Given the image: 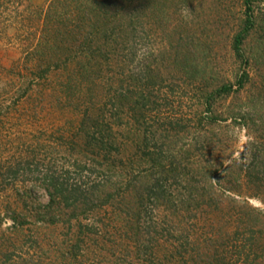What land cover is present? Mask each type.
Listing matches in <instances>:
<instances>
[{
    "label": "trees",
    "instance_id": "trees-1",
    "mask_svg": "<svg viewBox=\"0 0 264 264\" xmlns=\"http://www.w3.org/2000/svg\"><path fill=\"white\" fill-rule=\"evenodd\" d=\"M12 1H16L17 13L22 0L4 3ZM179 1L185 0H47L45 6L33 9L26 5L28 15L19 13L21 19L38 23L37 41L29 52L35 58L34 76L60 72L55 83L64 100L58 98V104L74 115L45 139L40 136L34 141L38 149L46 143L61 151L67 163L63 172L53 170L50 164L42 171L47 202L25 192H17L13 204L1 202L0 264H93L94 258L106 264H191L194 255L189 240H180L177 246L156 213L163 211L164 222L169 225L177 220L180 226L185 218H197L198 212L204 218L203 206L218 208L220 197L226 196L223 189L238 191L241 182L262 185L264 177L259 175L255 160L244 168L242 164L224 165L219 158L207 162L206 149L197 144L200 137L191 144L178 145L171 142L167 128L149 129L152 125L145 123L144 109L150 96L143 92L149 90V80L158 70L148 63L143 80L142 68L140 72L130 70L125 49L135 41L136 29L145 17L154 27L161 26ZM252 10L251 1L244 0V16L231 46L235 57L243 60V44L253 30L257 33L256 46H260L263 59L246 55L245 62L248 67L251 63L258 67L259 84L253 93L264 111V68H259L264 64V25L255 26ZM193 43L179 36V48L173 52L172 46L167 56L174 67L195 81L202 79L199 60L207 52L192 49ZM251 78L244 68L236 78V87L228 82L218 84L203 91V99L210 105L215 96L227 97ZM31 82L29 79L28 86ZM34 153L4 165L1 189L9 183L6 174L38 167ZM222 170L228 177L217 184L213 177ZM19 201L20 209L16 207ZM244 211L254 212L251 208ZM256 215L253 226L259 224ZM5 217L12 223L4 228ZM59 227L65 229L57 234ZM31 228L35 232H30L26 241L31 243L25 249L26 235H20ZM198 255H202L200 264H229L215 251Z\"/></svg>",
    "mask_w": 264,
    "mask_h": 264
},
{
    "label": "rangeland",
    "instance_id": "rangeland-1",
    "mask_svg": "<svg viewBox=\"0 0 264 264\" xmlns=\"http://www.w3.org/2000/svg\"><path fill=\"white\" fill-rule=\"evenodd\" d=\"M250 1L251 13L256 18L255 26L264 25V0ZM0 2H3L0 7V174L5 175L3 167L6 163L19 160L26 153L31 155L35 151L34 161L38 163V167L33 165L32 170L21 169L17 174H6L9 183L4 189L0 188L2 210V200L13 204L17 192L30 194L41 203L47 202L48 196L40 178L42 171L50 164L53 170L63 172V165L67 163L61 151L50 149L46 143L38 149L34 141L40 136L45 139L49 133L64 126L65 120L74 114L71 109L58 104V98H62V102L64 100L55 83L60 72H50L42 78L34 76L35 58L29 52L37 41L38 23L34 21L31 24L27 18L23 20L19 16L26 11V5L31 8L45 6L47 0H22L17 13L14 12L16 1ZM169 16L157 27L145 17L142 26L136 29L135 41L125 49L130 57V70L140 72L142 68L143 80L148 63L158 70V75L149 80V90L143 92L150 96L144 109L146 125H152L149 129L167 128L171 142L178 145L191 144L200 137L197 144L206 149L204 158L207 162L214 163L219 158L224 165L242 164L244 168L250 160H255L259 164V175L264 177V111L259 105L261 101L258 102L253 93L259 84L258 67L256 63L248 67L245 62L246 55L252 56L250 58L255 56L259 61L263 59L260 46H256L257 33L253 30L243 44V60L235 57L231 46L232 35L244 16V0L179 1L171 8ZM179 36L192 40V49L207 52L199 60L201 80L192 81L168 59L172 46L173 52L179 48ZM244 68L253 77L245 87L232 91L227 97L215 96L210 105L203 99V91L218 84L228 82L236 87V78ZM259 68L262 70L264 64ZM29 79L32 82L28 86ZM225 176L222 170L213 177V181L220 184ZM262 180V185L258 186L245 185L240 181L238 191L223 189L226 196L220 197L218 208L202 207L204 218L197 211V218H185L180 226H177V220L169 221V225L164 222L163 211L158 216L156 213V218L163 228L165 226L171 232L167 235L164 231V234L177 246L180 240H189V251L194 255V263L191 264H200L202 255L198 253L205 251H215L229 264H264V178ZM21 206L19 201L16 207L20 209ZM250 208L254 212L244 211ZM256 214L259 224L253 226L251 222L256 219ZM11 223L5 217L2 227ZM248 223L251 224L248 226ZM176 228L179 229L178 236ZM31 229H25L20 235V238L26 235L22 244L25 249L31 243L26 241L30 232H35L34 228ZM63 229H56L57 234ZM255 256L258 257L255 259ZM92 261L93 264H106L105 260L98 262L94 258Z\"/></svg>",
    "mask_w": 264,
    "mask_h": 264
}]
</instances>
